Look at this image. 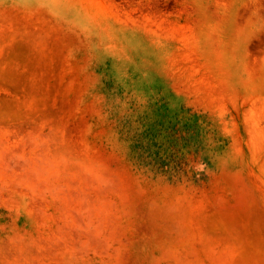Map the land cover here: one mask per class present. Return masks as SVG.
Masks as SVG:
<instances>
[{
    "label": "rangeland",
    "instance_id": "obj_1",
    "mask_svg": "<svg viewBox=\"0 0 264 264\" xmlns=\"http://www.w3.org/2000/svg\"><path fill=\"white\" fill-rule=\"evenodd\" d=\"M0 264H264V0H0Z\"/></svg>",
    "mask_w": 264,
    "mask_h": 264
}]
</instances>
